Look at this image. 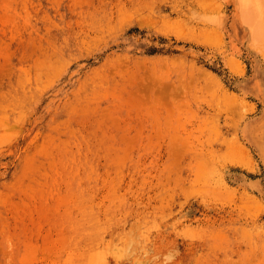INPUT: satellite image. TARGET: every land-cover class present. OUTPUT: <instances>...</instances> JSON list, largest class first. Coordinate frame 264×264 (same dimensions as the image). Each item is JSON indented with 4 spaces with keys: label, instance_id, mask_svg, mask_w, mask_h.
I'll return each instance as SVG.
<instances>
[{
    "label": "rangeland",
    "instance_id": "1",
    "mask_svg": "<svg viewBox=\"0 0 264 264\" xmlns=\"http://www.w3.org/2000/svg\"><path fill=\"white\" fill-rule=\"evenodd\" d=\"M239 1L0 0V264H264Z\"/></svg>",
    "mask_w": 264,
    "mask_h": 264
},
{
    "label": "bare ground",
    "instance_id": "2",
    "mask_svg": "<svg viewBox=\"0 0 264 264\" xmlns=\"http://www.w3.org/2000/svg\"><path fill=\"white\" fill-rule=\"evenodd\" d=\"M239 7L242 23L264 44V0L256 4L251 0L239 1Z\"/></svg>",
    "mask_w": 264,
    "mask_h": 264
}]
</instances>
